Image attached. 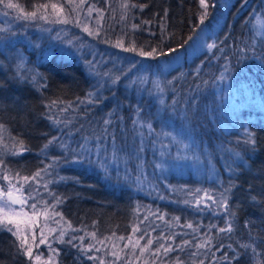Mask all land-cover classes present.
I'll return each instance as SVG.
<instances>
[{
	"label": "trees",
	"instance_id": "obj_1",
	"mask_svg": "<svg viewBox=\"0 0 264 264\" xmlns=\"http://www.w3.org/2000/svg\"><path fill=\"white\" fill-rule=\"evenodd\" d=\"M85 1L101 14L91 44L96 59H108L103 74L92 70L90 50L88 57L71 56L59 38L50 45L40 36L55 23L57 10L73 26L72 9L82 8L80 0H13L19 9L0 4V159L10 170L0 172V186L23 183L26 194L37 182H18L14 174L31 177L47 169L33 195L54 205L49 212L67 228L65 242H54L56 264H264V0H234L227 10L219 4L213 9L209 0L203 23L199 0ZM20 9L36 11L37 18L24 19ZM220 11L225 16L215 47L164 73L157 92L143 89L132 73L104 77L115 72L116 52L143 60L148 74L185 55ZM40 15L51 23L36 26L47 24ZM118 42L136 51L125 52ZM153 49L154 57L137 54ZM248 133L254 146L245 143ZM16 141L27 150L16 145L14 155ZM205 192L218 201L227 196L228 209L212 204ZM196 199L211 210L197 209ZM188 223L199 231L182 227ZM227 225L230 233L218 231ZM6 227L0 225V264H34L20 248V234ZM134 227L141 231L133 233ZM144 229L148 235L135 246ZM205 234L211 242L196 248ZM158 236L173 248L190 243L153 255L164 242ZM70 237L77 239L67 243ZM149 238L153 245L142 253ZM88 245L94 250L82 251Z\"/></svg>",
	"mask_w": 264,
	"mask_h": 264
},
{
	"label": "rangeland",
	"instance_id": "obj_2",
	"mask_svg": "<svg viewBox=\"0 0 264 264\" xmlns=\"http://www.w3.org/2000/svg\"><path fill=\"white\" fill-rule=\"evenodd\" d=\"M233 1L234 0H213L212 5L214 4L215 6H211L213 9H216L217 5L219 4L220 6L222 5L225 10H227L228 8H230ZM81 7V10L78 9V11L74 8L72 9L74 11V15L71 16V23H73V26L72 24L67 25L66 23L58 22L59 20L63 19V15H61L58 10L54 11L53 14V17L58 19L53 21L55 23H51L48 20H45L47 21V24L38 21L36 26L41 24L43 26H48L49 23H51L48 28H45L40 32V36L44 35V39L49 41L48 43H50V45L56 42L57 38H59V46L61 45L63 49H67L65 47H68V52L71 54V56L73 54L81 55L84 52V55L88 57L89 52H87L86 50H90L89 61L91 62L92 70L95 73L103 74V71L101 69L104 67V64L108 59L106 58L105 60H101L102 57H100V54L99 58L96 59L95 56H98L96 54V44H91V41L95 42L94 39L97 35L96 33L99 31L101 25V14L89 2L83 3ZM89 7L92 8V11L90 13L88 11ZM224 16V12L221 13L220 11L218 21L214 23L211 28L202 31L198 40L193 44L191 49L187 50L185 55H177L167 63L160 64V66L154 69L150 74H148L147 66H145L143 60L135 61L126 57L124 54L120 55V52H116L120 58L114 60V63L111 65V68H114L115 72H110L107 74V71H105L106 75L104 77L110 78V75H113L119 71H121V75H130V73H132L130 76L134 77V79L143 87V89H150L153 92H157L160 80L164 73L169 72L173 68L181 66L184 61L190 62L195 57H197V55L208 53L212 50H209L207 45L213 43L212 40L216 35L219 27L221 26ZM65 18L63 20H66ZM85 26L91 32H93V35H89L88 32L84 31ZM254 27L258 33L262 32L263 23L260 18H257L254 21ZM71 37H75L76 40L71 39ZM83 48H85V51L82 50ZM136 66L138 67V69L136 68ZM135 68L137 70H135ZM5 187H9V185H6ZM0 188L2 187L0 186ZM14 195L19 194L14 192ZM28 203L30 204V202ZM20 207L21 206H15L17 211H19ZM24 213H27V216H25ZM2 216L3 214L0 213V217ZM14 219L15 223L11 224V226L13 225L15 231L18 226L20 229V236L23 239L26 238V241L28 242L27 246H30L32 250L34 264H56L54 259H49V257H54V254L50 250L49 245H51V249H54V242L56 241V237L59 235V232L62 229L67 230V228L50 212L49 218L47 219L44 215L33 216L32 210L28 206H24L23 212H21ZM52 228L57 229V231H50ZM41 239H44L45 243L41 244ZM37 256H39V259H37Z\"/></svg>",
	"mask_w": 264,
	"mask_h": 264
},
{
	"label": "snow or ice",
	"instance_id": "obj_3",
	"mask_svg": "<svg viewBox=\"0 0 264 264\" xmlns=\"http://www.w3.org/2000/svg\"><path fill=\"white\" fill-rule=\"evenodd\" d=\"M85 2V0H80V4L77 5V7H80L81 5H83V3ZM0 4H4V6L8 9H19V5L14 3L13 0H0ZM199 4L200 7L202 9H204V11L202 13H200V22L203 23L205 18L208 16V11L207 9L209 8V0H199ZM213 7L215 6L214 4L212 5ZM41 8H47L48 5L44 4L40 6ZM51 7L55 10L57 9V5L56 4H52ZM123 8L127 9L129 7V4L127 2L123 3L122 5ZM131 7H137V5L132 4ZM141 8V10L143 9L144 5H140L139 6ZM62 10V9H61ZM89 13L92 11V8L89 7L88 9ZM21 12V16H23L24 19H35L37 18V12L36 11H31V12H27L26 14L24 13V11L22 9H20ZM4 15H7V12L4 13ZM39 19H47V16L45 15H40ZM121 19H123V17H121ZM58 22H62V23H67L66 20H59ZM133 27L135 28L136 26L133 25ZM84 31L88 32L89 35H93V32H91L86 26L84 27ZM98 35V32L96 33ZM188 39H192V37H188ZM116 47H122L123 50L125 52L128 51H136V48L134 46L132 47H123L122 43H117ZM208 49L211 50L212 48L215 47V44H209L207 45ZM172 51H175V49H172ZM138 55L140 56H144V57H154L156 54V49H153L150 52H145L143 50H140L138 53ZM163 54V53H162ZM91 95V94H90ZM91 102V101H89ZM107 123V121H106ZM149 128H151V125H149ZM3 132V126L0 125V134H2ZM13 140H15V138H13ZM52 141L50 140L48 143H46L44 145V148L47 149L49 144H51ZM245 143L247 144H251V145H255V140L253 139V134L252 133H248L247 139L245 140ZM16 145H18L19 150L20 151H26L27 149L24 148L23 145V141H16V144H14L13 146V154H18L17 151L15 150ZM5 148H7L8 146L5 145ZM10 171L8 169H6L5 167V161L3 159H0V172H7ZM47 169H40L39 171L35 172L31 177L29 176H20L19 173H15L14 176L19 180L28 182V181H34L37 182V186L36 188H32L31 186L28 187V189L26 190V194H25V185L23 183H19V186H17V183H11L9 182V187L7 188H0V213L3 214L2 217H0V225L3 226H7V225H11L15 223V217L18 216L21 212H23L24 210V206H28L31 210H32V215L33 216H38V215H44L47 218H49V207H53L47 205V202L42 201V200H38L37 196L33 195V192L36 191L38 192L39 190V182H38V178L42 179L41 177V173L42 172H46ZM2 178L5 181H9V176L7 174H4L2 176ZM47 183H45L43 185L44 188H47ZM199 191V190H197ZM227 191V189H226ZM14 192L19 194V195H14ZM204 196L206 197L207 200L211 201L212 204L218 205L219 207L224 208L225 210L228 209V203H227V196H223L222 200H217L214 196H212L211 194L205 192ZM57 201L59 200V198H56ZM32 201V203H28L29 201ZM187 203V201H186ZM16 205H20V209L19 211H17V209L15 208ZM201 205L203 206V208L205 209H209L211 210V205L208 203H205L203 199H196L195 200V207L197 209H200ZM230 215H234V213H229ZM25 216H27V213H24ZM54 215L56 216H60V213L55 212ZM159 219L163 220L164 218L162 216L158 217ZM61 219H63V217H61ZM145 219H147V217H145ZM176 220H179V217L175 218ZM182 227H186L189 229H193L194 232L199 231L198 228H193V225L191 223L182 225ZM211 227H216L215 225H212ZM68 228H71V225H68ZM6 230L9 231L13 236H18L20 234V229L17 226L16 231H13L12 228L10 227H6ZM73 231H76V229H72ZM155 229H153L154 231ZM50 231L52 232H56L57 229L52 228ZM141 231L138 227H134L133 228V233L139 232ZM219 232L223 233V232H231L232 231V227L231 225H227L225 227H220L218 229ZM67 230L66 229H62L59 232V235L56 237V240L59 241L60 243H64V236L66 235ZM93 238L96 237V233L93 232L90 234ZM148 235V231L147 229H144L143 235H141L135 242V246H139V241L144 239V236ZM205 239L203 240L202 243H198L195 245L196 248H203L205 246V244H208L211 242V237H208L207 234H205ZM172 237L169 236L167 239H171ZM73 239H77V237H70L67 241V243H72ZM78 239H80L81 241L84 239V237H79ZM121 240L124 239V237H120ZM129 242H131V237L128 238ZM158 241H164L161 243H158L157 247L155 248V251L153 252V255L159 254L161 249H163L164 254L173 252V251H182L184 246L189 245V241L188 240H184L182 242V244L177 245L175 248L172 247L171 244H167V241L165 240V237L163 236H158L156 238ZM26 238L21 240V244H20V248L23 249V254L27 255L30 259L32 257V250L31 247H27L25 248V244H26ZM40 243L43 244L45 243L44 239L40 240ZM98 243H103L102 240L98 241ZM153 245V239L149 238L146 241V244L144 245L143 248H141V252H146L149 251V249L151 248V246ZM242 247L248 248V245H242ZM50 250L55 253L56 255H58L59 253L57 252L56 249H51V245H49ZM94 250V246L93 245H88L87 248L82 249V251H86V252H91ZM99 248H95V251H99ZM254 251V250H253ZM113 255H118L116 253H113ZM191 255H195V253H191ZM54 257H49V259H53ZM89 260H97L98 258L95 256H88L87 257ZM37 259H39V256H37ZM179 259V258H177ZM100 264H104L103 260L100 261ZM200 264H204L203 260L200 261Z\"/></svg>",
	"mask_w": 264,
	"mask_h": 264
},
{
	"label": "water",
	"instance_id": "obj_4",
	"mask_svg": "<svg viewBox=\"0 0 264 264\" xmlns=\"http://www.w3.org/2000/svg\"><path fill=\"white\" fill-rule=\"evenodd\" d=\"M16 206H20V205H16Z\"/></svg>",
	"mask_w": 264,
	"mask_h": 264
}]
</instances>
